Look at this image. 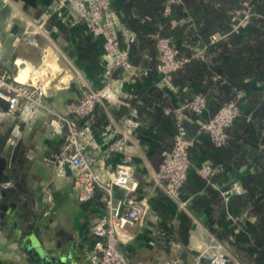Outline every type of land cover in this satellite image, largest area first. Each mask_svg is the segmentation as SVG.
I'll return each instance as SVG.
<instances>
[{
  "label": "crops",
  "instance_id": "0c3cea01",
  "mask_svg": "<svg viewBox=\"0 0 264 264\" xmlns=\"http://www.w3.org/2000/svg\"><path fill=\"white\" fill-rule=\"evenodd\" d=\"M55 1L32 0L31 4L0 0V65L6 71L23 78L24 72L14 64L16 59L42 63L49 41L37 36L32 45L20 37L27 19L40 17ZM128 4L130 0H113L116 31L124 44L126 31L137 38L125 21ZM257 14L238 32L226 33L229 35L218 52H208L206 63L213 84L194 69L176 72L167 82L157 77L139 78L124 84L123 104L97 107L81 121L83 146L105 181H110L111 173L127 161L126 157L132 158L136 190L118 188L116 198L144 200L147 212L142 222L129 229V237L121 246L130 264L172 259L196 264L207 246L208 232L218 227L230 251L245 264H264V218L252 214L253 201H247L248 193L258 185L262 191L257 199L264 204V14ZM173 25L184 28L186 35L197 30L191 18ZM47 31L63 55L49 61L54 80L44 103L66 113L83 97L84 81L100 88L101 76L112 62L105 56L103 38L92 40L81 28L70 30L57 16L49 21ZM49 52L53 55L52 50ZM147 55L142 61H149L148 66L145 61L143 64L156 69L157 51L151 57ZM137 59L136 54L133 62L138 64ZM123 75L117 71L113 79L120 81ZM198 94L208 97L207 112L198 116L186 110L181 116L191 137L197 134L198 120L212 118L227 100L238 101L245 116L251 118L239 122L237 129L242 131L237 133L247 130L253 135L240 139L241 150L232 142L222 149L207 139L195 142L191 150L193 165L182 190L187 203L183 210L153 187V177L160 170L163 151L174 146L175 109ZM123 132H130L132 137L125 152H109V146ZM63 142V129L54 124L45 109L34 116L12 115L0 101V164L4 161L5 165L0 184H13L9 190H0V264H98L92 257L95 240L91 228L104 212L102 197L98 194L80 202L81 189L74 186V169L44 162L61 149ZM203 164L217 170L209 181L198 173ZM236 183L243 187L244 194L226 202L222 191ZM245 213L257 221L242 222L243 230L238 233L228 215ZM202 262L207 264L208 255Z\"/></svg>",
  "mask_w": 264,
  "mask_h": 264
},
{
  "label": "built area",
  "instance_id": "2783aa9c",
  "mask_svg": "<svg viewBox=\"0 0 264 264\" xmlns=\"http://www.w3.org/2000/svg\"><path fill=\"white\" fill-rule=\"evenodd\" d=\"M9 1V0H6ZM176 0H169L165 8L170 14L171 4ZM57 16L70 30L83 29L87 38L95 40L104 39L105 56L112 62L102 76L100 88L93 87L84 81V95L76 103L71 104L66 113L58 112L47 107L44 99L52 88L54 76L49 63L53 58L59 59L63 54L58 44L50 37L47 31L49 21ZM254 16L249 7L248 11L236 15L233 32H238L250 24ZM118 21L113 9V0H56L55 5L47 9L38 18L27 19V25L20 39L26 44H36L37 36H42L49 41L41 64L29 60L16 59L14 64L19 72H24V77L19 78L6 71L0 65V101L8 107L12 115L29 114L34 116L39 110L45 109L53 117L55 125L63 129L64 142L58 152L44 158L46 165L58 167L71 166L74 169V186L81 189L80 202H88L98 194L103 199L104 212L91 228L94 237L93 261L98 259V264H130L127 255L121 249L129 237V229L143 221L147 208L144 200L135 198L117 200V189L135 191V170L131 166L132 158L119 165L111 173L110 181H105L93 167L91 158L87 155L82 143L83 132L81 121L91 116L97 107L107 108L108 105L123 104V86L133 83L141 78L157 77L161 81H169V77L184 69L193 61H205L210 46L225 42L229 34H214L210 44L197 47L191 56H182L178 44L168 37L156 38V49L159 64L156 69H151L143 63H134L135 44L137 41L134 33L125 32L127 40L122 42L116 28ZM50 50L52 54L50 55ZM117 71L123 72L120 81L113 79ZM209 107L207 96L198 94L183 106L175 109L176 135L172 149L164 150L160 170L153 177V187L160 190L168 199L175 202L179 208L186 210L187 203L182 198V190L187 184L189 172L193 161L191 150L196 141L209 140L217 148H225L229 144V130L239 121L248 120L243 108L238 101H230L220 106L217 113L210 119L198 120V131L191 137L181 116L186 110L203 116ZM130 132H123L108 148L111 153L125 152L128 141L131 140ZM198 173L206 180L213 178L217 170L211 164H203ZM13 186L11 181L0 184V190L6 191ZM244 189L240 184H234L222 191L226 202L233 197L243 195ZM232 226L237 232H242L241 223L256 219L247 213L240 216L228 215ZM222 229L208 232V241L204 253L196 258V264H203V256L208 255L207 264H245L238 256L234 255L222 237ZM156 264H182L180 259L159 261Z\"/></svg>",
  "mask_w": 264,
  "mask_h": 264
},
{
  "label": "trees",
  "instance_id": "16d2710c",
  "mask_svg": "<svg viewBox=\"0 0 264 264\" xmlns=\"http://www.w3.org/2000/svg\"><path fill=\"white\" fill-rule=\"evenodd\" d=\"M178 1L179 3L171 4V11L168 15L165 14L168 0H130L131 4L125 7V21L137 33L135 56L133 58H135L137 54L138 64L145 61L142 60L145 59L147 54L148 57H151L157 51L156 40L154 38L156 35L173 39L178 44L182 56L189 57L193 54L195 48L206 46L204 45L205 43L210 44L212 35L231 32L236 24V15L248 11L249 7H251V11L254 14L251 22L258 17L257 13L264 14V0ZM186 18H191L192 23L197 26V30L188 35L185 34L184 28L173 25V22L181 21ZM258 21L261 22L262 20L259 19ZM221 45L220 43L215 46H210L208 52H218ZM206 60L205 62L193 61L178 72L187 69L200 71L202 77L213 84L215 81L212 80L213 75L211 70L208 69ZM144 63L148 66L149 61H145ZM230 101L231 100L223 101L222 104ZM239 122L229 130V144L232 142L241 150L242 145L240 144V139H244L246 136L252 137L253 134L247 130H243L241 134H238L237 131H242L241 128L237 129ZM229 144L227 146H229ZM227 146L225 148H227ZM261 191L262 188L255 185L248 193L247 201L248 199L249 201H253V207L250 212L258 217L264 218V204L257 199Z\"/></svg>",
  "mask_w": 264,
  "mask_h": 264
},
{
  "label": "water",
  "instance_id": "95a60500",
  "mask_svg": "<svg viewBox=\"0 0 264 264\" xmlns=\"http://www.w3.org/2000/svg\"><path fill=\"white\" fill-rule=\"evenodd\" d=\"M22 1H24V2H26V3H31L32 4V0H22ZM4 161H2L1 162V164H0V181H1V178H2V176H3V171H4V169H5V165H4V163H3ZM3 163V164H2ZM3 183V182H2Z\"/></svg>",
  "mask_w": 264,
  "mask_h": 264
}]
</instances>
